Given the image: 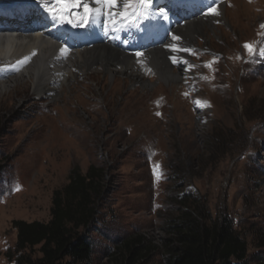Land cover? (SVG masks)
Segmentation results:
<instances>
[{"label":"rangeland","instance_id":"rangeland-1","mask_svg":"<svg viewBox=\"0 0 264 264\" xmlns=\"http://www.w3.org/2000/svg\"><path fill=\"white\" fill-rule=\"evenodd\" d=\"M239 2L154 0L152 9L176 3L169 12L178 23L214 6L223 12L194 39L189 70L179 67L187 75L175 82L154 78L143 88L98 69L52 97L32 86L0 92V264L19 255L12 221L47 222L54 190L90 165L102 167L104 179L89 264H125L138 236L157 246L151 261L160 264L183 195L199 196L213 219L228 216L246 242V261L264 264V0L256 11L249 1L247 13H237ZM128 11L142 9L134 2ZM64 18L78 22L81 12ZM229 49L236 53L230 68ZM37 249L25 252L35 258Z\"/></svg>","mask_w":264,"mask_h":264},{"label":"bare ground","instance_id":"bare-ground-1","mask_svg":"<svg viewBox=\"0 0 264 264\" xmlns=\"http://www.w3.org/2000/svg\"><path fill=\"white\" fill-rule=\"evenodd\" d=\"M247 1L238 3L237 13H247L245 7L251 0ZM255 2L252 8L256 11L259 9L256 6H261V0ZM0 3L5 6L0 9V92L32 86L34 94L50 97L57 91H64V86L74 91L71 85L76 79L96 74L98 69L109 74L113 81L118 75L125 76L143 88L150 87L154 78L166 82L180 80L187 74L179 67L189 70L191 65L189 52L181 50L173 53L165 45L175 44L179 49H190L194 46V39L213 28L214 22L221 19L223 13L221 9L218 16L205 15L204 12L178 23L181 18L169 12L175 3L150 9L147 20L131 18L122 24L117 17V30L105 31L106 13L95 15L85 27H77L80 21L73 22L69 18L60 23L54 21L48 9L50 3L42 2L41 7L17 5L5 0H0ZM61 6L57 2L52 3L51 10ZM93 7L102 8L103 5ZM161 9L164 11L161 12ZM118 10L123 11L121 7ZM80 12L82 17V9ZM165 16L168 22H165ZM131 24L135 26H127ZM107 27H113L110 19ZM167 30L180 39L171 40ZM62 48L66 51L62 52ZM133 50H142L144 54L137 58ZM227 54L230 68L236 62V53L229 49ZM173 55L177 59V70L171 69L173 63L169 57ZM159 87L152 91H157Z\"/></svg>","mask_w":264,"mask_h":264},{"label":"trees","instance_id":"trees-1","mask_svg":"<svg viewBox=\"0 0 264 264\" xmlns=\"http://www.w3.org/2000/svg\"><path fill=\"white\" fill-rule=\"evenodd\" d=\"M104 170L90 165L85 174L71 172L69 181L53 192L47 222L13 220L16 229L15 264H89L92 242L89 230L103 191ZM178 215L170 222L160 264H249L245 240L228 216L212 218L198 196L176 199ZM144 237L133 238L125 264H154V244L143 245ZM38 247L39 257L25 251ZM10 258V257H9Z\"/></svg>","mask_w":264,"mask_h":264},{"label":"snow or ice","instance_id":"snow-or-ice-1","mask_svg":"<svg viewBox=\"0 0 264 264\" xmlns=\"http://www.w3.org/2000/svg\"><path fill=\"white\" fill-rule=\"evenodd\" d=\"M58 4H62V7H58L57 10L52 11L51 10V4L48 5V9L51 11V18L56 21L57 23L64 22V13H68L71 15L73 10H80L82 9L84 15L81 17L80 22L76 25L77 27H85L87 24L92 20V18L95 15L106 13V22H105V31H115L116 29V23H117V17H119V22L124 23L125 20L134 18V20H147L148 12L150 9H152L154 0H55ZM134 2L139 6L140 9H142V13H138L137 11H133L129 13L128 9L133 7ZM94 5H103V7H93ZM123 8V11H119L118 9L121 7ZM161 12L164 10L161 9ZM205 15H212V16H218L219 11L217 7H211L207 9V11L204 13ZM167 19V16L164 17ZM111 20V23L113 27L109 29L107 27V21ZM71 23V21H68ZM127 26H135L134 24L127 25ZM264 28V25L261 26ZM170 39L173 41L179 40L180 37L176 36L175 34H169ZM165 47L172 51L173 53L177 51H188L187 49H179L175 44H166ZM244 48L247 50L249 54L254 55L255 54V48L251 44H245ZM61 51H66L65 48H62ZM134 55L137 58H140L143 56L142 50H133ZM169 59L172 61V63H177L176 56H170ZM184 63H187V61H184ZM199 104V101H197Z\"/></svg>","mask_w":264,"mask_h":264}]
</instances>
